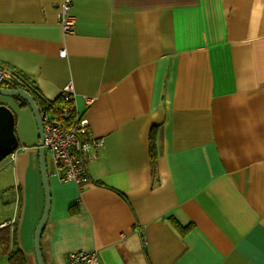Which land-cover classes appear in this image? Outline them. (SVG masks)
I'll return each instance as SVG.
<instances>
[{
    "label": "crops",
    "instance_id": "1",
    "mask_svg": "<svg viewBox=\"0 0 264 264\" xmlns=\"http://www.w3.org/2000/svg\"><path fill=\"white\" fill-rule=\"evenodd\" d=\"M61 3L0 0V67L47 101L70 85L104 142L83 187L47 169L43 264L81 250L101 264H264V0H71L70 34ZM0 104L19 145L0 164V229L36 264V124L13 98Z\"/></svg>",
    "mask_w": 264,
    "mask_h": 264
},
{
    "label": "built area",
    "instance_id": "2",
    "mask_svg": "<svg viewBox=\"0 0 264 264\" xmlns=\"http://www.w3.org/2000/svg\"><path fill=\"white\" fill-rule=\"evenodd\" d=\"M71 0H62L60 12L57 14V22L63 34H70L74 27V18L70 15ZM65 56V51L59 54ZM17 78L9 70L0 67V85L8 88L14 87ZM65 105L57 111L62 118H68L74 94L70 85L65 86L60 94ZM87 105L93 100L86 99ZM74 109V108H73ZM43 128V147L48 153L52 164V176L60 183H73L77 187H83L90 183L86 168V162L93 150L103 147V140L94 137L88 130L86 118L74 112V118L70 121V128L63 125L51 116L50 111L39 112ZM65 264H101L97 251L81 250L69 252L64 259Z\"/></svg>",
    "mask_w": 264,
    "mask_h": 264
},
{
    "label": "water",
    "instance_id": "3",
    "mask_svg": "<svg viewBox=\"0 0 264 264\" xmlns=\"http://www.w3.org/2000/svg\"><path fill=\"white\" fill-rule=\"evenodd\" d=\"M0 96L9 98H19L28 105L30 112L34 118L37 136H38V163L41 177V184L44 192V208L42 216L35 228L33 238V248L36 264H43L40 239L47 222L50 210V192L49 180L46 168L45 151L43 147V128L39 115V111L33 101V98L21 88H8L0 86ZM18 140L15 135V117L13 112L5 105L0 104V162L11 156L18 149Z\"/></svg>",
    "mask_w": 264,
    "mask_h": 264
},
{
    "label": "trees",
    "instance_id": "4",
    "mask_svg": "<svg viewBox=\"0 0 264 264\" xmlns=\"http://www.w3.org/2000/svg\"><path fill=\"white\" fill-rule=\"evenodd\" d=\"M7 70H9V68ZM9 71L12 72V74L18 80L16 84H14V87L11 88H21L24 91H26L33 98V101L40 113L44 111H50L51 116L55 119H58V121L63 125L64 128L67 129L70 128V121H72V119L74 118V112H75L74 107H73L74 109L73 108L71 109V114L68 118L65 119L62 118L60 115L57 114V111H60V109L65 105V102L60 95L58 98H56L53 101H47L40 96L39 91L35 86V84L33 83V81L28 80L23 75L11 69ZM14 100L21 107L28 108V105L25 102H23L21 99L14 98ZM70 105L71 107L73 106L72 103H70ZM149 157H150L151 168H153L156 162V147L154 142L153 131L151 132L149 137ZM97 184L104 186L101 182ZM119 195L123 197L121 193H119ZM170 222L175 228L179 229L181 232L183 231V229L180 228L179 225L174 220L170 219ZM14 236H15V231L13 230V228L10 229L8 227H4L0 229V256L1 255L6 256L7 264H26L23 254L14 245L15 244Z\"/></svg>",
    "mask_w": 264,
    "mask_h": 264
},
{
    "label": "rangeland",
    "instance_id": "5",
    "mask_svg": "<svg viewBox=\"0 0 264 264\" xmlns=\"http://www.w3.org/2000/svg\"><path fill=\"white\" fill-rule=\"evenodd\" d=\"M45 155H46L45 158H46V163H47V169H51V168H52V164H51V162H50L49 155H48V153H46V152H45ZM4 160H5V159H4ZM4 160H3V161H4ZM3 161H1L0 164H2ZM5 192L7 193L8 191H4V193H5Z\"/></svg>",
    "mask_w": 264,
    "mask_h": 264
},
{
    "label": "flooded vegetation",
    "instance_id": "6",
    "mask_svg": "<svg viewBox=\"0 0 264 264\" xmlns=\"http://www.w3.org/2000/svg\"><path fill=\"white\" fill-rule=\"evenodd\" d=\"M0 86H2V87H6L5 85H0Z\"/></svg>",
    "mask_w": 264,
    "mask_h": 264
}]
</instances>
